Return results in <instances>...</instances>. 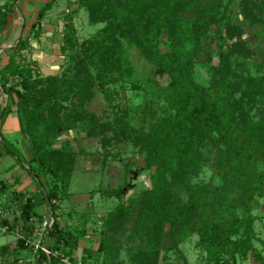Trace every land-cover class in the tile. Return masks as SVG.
<instances>
[{"label": "trees", "instance_id": "1", "mask_svg": "<svg viewBox=\"0 0 264 264\" xmlns=\"http://www.w3.org/2000/svg\"><path fill=\"white\" fill-rule=\"evenodd\" d=\"M55 2L49 0L39 9L31 28L35 37H39V29L35 28ZM223 3L224 0H74L77 7L88 11L91 21H106L94 43L97 60H91L98 69L96 78L104 92L106 74L119 67L133 46L155 65L156 74L167 73L171 77L172 87L165 94V101L172 114L161 118L148 131H140L127 122L126 108L116 113L112 122H98L87 113L85 105L94 95L95 84L89 72L79 70L87 66L77 50L71 15L64 18L61 54L69 55L78 68L77 74H39L35 60L24 63L22 49L31 48L28 40H18L7 63L0 67V93L15 101L19 140L29 142L31 157L26 160L16 146L17 140L7 141L1 133L0 155L5 150L19 163H26L39 190L33 194L10 190L0 177V193H8L3 210L12 201L17 203L26 237L35 231V222L43 220L36 207L42 203L48 206L47 217L52 214L53 223L46 230L44 242L50 256L38 249L36 264H63L55 253L80 264H118L111 244L113 225L123 224L124 220L131 223V230L125 234L134 241L139 239L131 264H155L166 248L177 252L183 264H190L179 248L180 242L190 235L198 237L197 246L205 254L204 264H226L224 255L245 257L251 252L260 257L253 253L257 217L252 209L254 199L263 198L264 215V109L258 108L254 116L251 108L255 95L264 97V72L257 70V75L244 76V87L237 83L239 97L230 91L229 78L239 75L234 68L246 59L256 60L255 53L264 60V48L258 52L249 49L239 35L222 53L209 85L194 79L195 64L209 62L214 42L222 38V27L234 26L230 15L224 21L220 18ZM224 4H237L244 19L243 28L254 29L264 40V0H227ZM162 44L168 51L162 50ZM257 64L262 66L261 62ZM8 109L7 105L0 106V127ZM70 129L84 130L89 137L108 138L106 135L112 132L116 141L132 140L143 154V169L152 170L151 187L109 211L101 221L97 246L84 245L79 259L74 254L88 232L73 222L63 226L58 220L59 204L62 197L69 195L78 152L69 143L48 148L51 140ZM203 138L214 149L213 167L220 178L219 185L197 186L192 182V165ZM104 154L111 155L107 147ZM176 184L185 189L186 202L181 200ZM128 190V185L119 186L112 195L121 198ZM105 192L101 189L93 195L110 199ZM66 215L71 217V213ZM2 218V225L7 224L8 218ZM234 234H239L237 240H233ZM18 244L25 247L23 240ZM14 250L2 247L8 253Z\"/></svg>", "mask_w": 264, "mask_h": 264}, {"label": "rangeland", "instance_id": "2", "mask_svg": "<svg viewBox=\"0 0 264 264\" xmlns=\"http://www.w3.org/2000/svg\"><path fill=\"white\" fill-rule=\"evenodd\" d=\"M226 2L227 0H224V3ZM70 3L69 5L68 0H59L52 9L54 12H59L56 15V19H62L63 23L62 26L55 29L58 43L56 49L57 51L59 50L57 53L58 58L53 59V71H50V73H44L38 61L35 60L39 74L43 76L60 75L62 72H67L70 75L77 74L78 68L70 60L69 55L61 54L64 18L66 15H71L77 50L87 66V69L82 67L79 70L84 74L89 72L95 84L94 95L85 105L87 113L98 122H112L115 114H120L122 109L126 108L127 122L140 131L151 130L161 118L171 115L172 111L168 108L165 101V94L172 87L171 77L167 73L156 74L155 65L144 57L137 46H133L128 51L117 69L106 74V82H108L105 87L106 92L102 90L96 78L98 69L92 64L91 60H97L98 51L94 43L99 39L98 35L105 28L106 21L93 22L90 20L89 13L85 8L77 7L74 4V0ZM224 3L220 7V18L224 21L227 15H230L234 26L232 28L222 27V38L214 42L209 62L207 64L197 63L194 66L195 81L205 86L210 84L212 71L217 68L222 53L227 51L228 47L237 40L239 35L245 40L249 49L258 52L260 47L264 48V40L254 29L243 28L244 19L238 10L237 4L236 6L228 7V4ZM66 7L69 9L68 11L64 9ZM36 29H39V36L43 35L44 30L41 24ZM242 29L244 30L243 34H241ZM31 40L38 41V37H35L32 31L30 32V42ZM48 46L47 42L44 41V43H39L37 48L40 51H48ZM161 48L163 51H168V47L165 44H162ZM28 50V48L22 49L24 63L34 60L31 57L29 59L26 55ZM255 56H258L256 60L248 58L241 66L234 68L239 75L229 78L232 83L230 91L235 97L240 96L237 83H242L244 87V76L248 74L257 75V70L260 73L264 72V60H261L258 53H255ZM257 62H261L262 66L258 67ZM261 88H263L264 92V85ZM107 93H110V96ZM254 99L255 102L251 111L256 116L258 108L264 109V97L255 95ZM106 136L109 137H89L84 130L70 129L62 132L57 139L51 140L48 145V148H60L63 144L69 143L78 152L69 185L70 194L68 197L67 195L62 197L59 204L61 210H67L66 212L63 211V214L71 213L69 221H73V225L75 224L78 228L83 227L84 231L88 232L81 240L80 249L74 254L77 259L82 255V246H97L101 221L109 211L115 209L120 202L127 203L128 200L135 198L141 190L151 187L150 174L152 170L143 169V154L139 151V145H134L132 140L123 139L116 141L112 137V132H109ZM106 147L111 152V155L104 154ZM214 160V149L209 140L203 138L195 156V162L192 165L191 179L195 185L220 184V178L213 167ZM126 185L129 186V190L121 198L112 195L114 189L119 186L124 188ZM98 189L107 190L105 193H109L110 199L104 200L103 198L106 195H102L100 198L96 195L97 193L93 195V192L99 191ZM175 189L181 200L186 202L187 193L185 189L178 184L175 185ZM7 195V192L0 193V209L8 218L7 224L9 225L7 232L0 231V264H3L4 261L5 264L11 262V264H36L38 258L36 251L40 248H36L35 245L39 241L41 244L43 242V240L39 239L41 222H35V231L31 234V237L24 236L23 221L20 217L21 210L18 208L17 203L12 201L6 209H2V205L8 201ZM262 203L263 198L256 197L253 201L252 209V214L257 217L254 224L257 238L253 241V253L255 255L259 254L260 257L253 256L251 252L245 257L224 255L222 258L227 262L226 264H262V260H264V215ZM1 221L0 219V225H2ZM98 221H100V224ZM62 223L64 222L62 221ZM123 224L122 222L121 224L116 222L113 225L112 250L115 261L118 264H131L133 249L139 239L134 241V238H131L129 234H125V232L127 233V231L131 230L130 222L124 220ZM123 229H125L124 232ZM238 236L239 234H234L233 240H237ZM19 240L24 241L25 247H20L18 244ZM197 240V235H190L179 244L180 250L190 264H204L206 261L204 258L205 254L197 246ZM4 246H7L9 250L14 248L15 250L13 253L2 251ZM17 246L18 248H16ZM43 264L48 263L44 262ZM155 264H183V259L180 258L177 252L166 248L160 252Z\"/></svg>", "mask_w": 264, "mask_h": 264}, {"label": "crops", "instance_id": "3", "mask_svg": "<svg viewBox=\"0 0 264 264\" xmlns=\"http://www.w3.org/2000/svg\"><path fill=\"white\" fill-rule=\"evenodd\" d=\"M48 1L49 0H0V23L3 26L0 28V49L2 50L0 52V67L7 63L18 40L27 39L29 44H31V52L29 48L26 54L28 58L30 59L31 57L32 59L37 60L44 73H50V71H53L52 69L54 65L52 64V61L53 59L55 60L58 58L57 53L59 52V50L57 51L56 49L58 43L56 41L57 34L55 29L62 26L63 23L62 19H56V15L59 12H54L52 9L57 5L59 0H56L41 21V26L44 30L43 35L38 37V41L31 40L30 42L31 28L33 23L37 20L39 9ZM71 1L73 0H68L69 5L71 4ZM64 9H66V11L69 10L67 7ZM53 36L55 37L54 39ZM44 41L47 42L50 50L40 51V49L37 48L39 43H44ZM14 102L13 98H8L6 95L0 93V106L4 107L7 105L9 108L0 127V133L7 141L17 140L16 146L18 150L22 156L28 160L31 157L30 145L28 141L19 140L20 122L15 110ZM0 177L9 184L10 190L30 194L36 193L39 190L38 184L34 181L32 175L27 170V164L19 163L13 155L7 153L5 150H1L0 155ZM41 179L42 181L44 180L43 178ZM96 195L99 196V194ZM35 211L38 215L45 217L48 213V206L45 203H42L36 207ZM63 211L66 212L67 210H61L60 207L58 212L60 213V216L58 217V220H60L61 224L65 226L67 223H72L73 221H69L70 218L66 214H63ZM62 221L64 223H62ZM80 247L81 244L79 245V249Z\"/></svg>", "mask_w": 264, "mask_h": 264}, {"label": "built area", "instance_id": "4", "mask_svg": "<svg viewBox=\"0 0 264 264\" xmlns=\"http://www.w3.org/2000/svg\"><path fill=\"white\" fill-rule=\"evenodd\" d=\"M16 45H17V43H16ZM1 51L2 50L0 49V52ZM0 91H1V85H0ZM9 197L11 198V196H9ZM2 217H6V216H5L4 212L0 209V219ZM52 223H53V217L52 216H50V217H47V216L43 217V220H42L41 225L39 227V239L41 241L43 240V242L41 244L40 241H39V243L35 245L36 248H40L48 256H50V251L44 245V239H45L46 230H47V228H49L52 225ZM8 229H9V225L8 224L7 225H3V226L0 225V231L1 232H7ZM55 255H59L60 256V260L62 261L63 264H80L79 262L75 263V262L70 261L69 258L64 257L61 254L55 253Z\"/></svg>", "mask_w": 264, "mask_h": 264}, {"label": "water", "instance_id": "5", "mask_svg": "<svg viewBox=\"0 0 264 264\" xmlns=\"http://www.w3.org/2000/svg\"><path fill=\"white\" fill-rule=\"evenodd\" d=\"M52 216V215H51Z\"/></svg>", "mask_w": 264, "mask_h": 264}]
</instances>
